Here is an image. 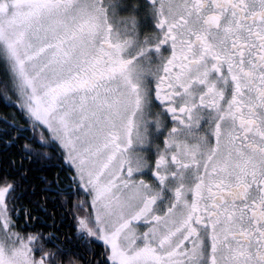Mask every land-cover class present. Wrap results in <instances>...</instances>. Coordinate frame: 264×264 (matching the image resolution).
Masks as SVG:
<instances>
[{"label": "snow or ice", "instance_id": "1", "mask_svg": "<svg viewBox=\"0 0 264 264\" xmlns=\"http://www.w3.org/2000/svg\"><path fill=\"white\" fill-rule=\"evenodd\" d=\"M0 264H264V0H0Z\"/></svg>", "mask_w": 264, "mask_h": 264}]
</instances>
